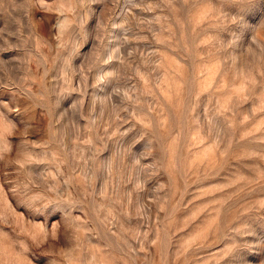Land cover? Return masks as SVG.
<instances>
[{"label": "clouds", "instance_id": "1", "mask_svg": "<svg viewBox=\"0 0 264 264\" xmlns=\"http://www.w3.org/2000/svg\"><path fill=\"white\" fill-rule=\"evenodd\" d=\"M0 264H264V0H0Z\"/></svg>", "mask_w": 264, "mask_h": 264}, {"label": "rangeland", "instance_id": "2", "mask_svg": "<svg viewBox=\"0 0 264 264\" xmlns=\"http://www.w3.org/2000/svg\"><path fill=\"white\" fill-rule=\"evenodd\" d=\"M207 201H203L202 203H206ZM196 227V223L190 224L187 231H192Z\"/></svg>", "mask_w": 264, "mask_h": 264}]
</instances>
